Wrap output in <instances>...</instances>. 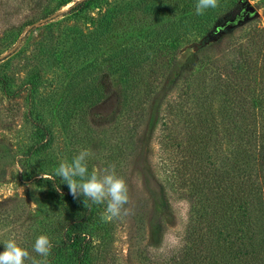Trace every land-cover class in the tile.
I'll return each mask as SVG.
<instances>
[{"label":"trees","instance_id":"trees-1","mask_svg":"<svg viewBox=\"0 0 264 264\" xmlns=\"http://www.w3.org/2000/svg\"><path fill=\"white\" fill-rule=\"evenodd\" d=\"M84 1L89 0L63 4L73 3L69 11H81L88 3ZM223 2L218 0L216 8L197 15V0H185L179 16L177 10L163 9L154 0H132L123 12L144 10L153 15L155 23H162L145 46L127 44L105 53L101 41L118 17L112 8L91 31L76 33L74 42L84 50L81 57L71 53L76 57L71 61L68 56L58 59V68L64 69L61 77L69 80L64 88L57 86L60 93L56 90L34 103L39 77L36 72L31 74L28 118L36 138L23 155L21 176L52 184L54 189L59 185L65 204L51 226L53 248L48 264H108L109 242L95 240L106 205L86 208L84 198H74L67 184L55 176L71 148L93 133L85 115L103 96L101 75L112 70L124 83L121 112L125 110L128 119L127 139L133 151H139L140 130L148 116L146 105L176 64L177 42L189 30L218 33L221 27L210 23L223 9ZM233 29L228 28L227 38L197 52L193 66L173 78L171 90L158 102L149 141L154 146L156 140L168 170L161 180L163 201L172 211L173 195L186 200L189 221L179 244L157 255L167 232L161 222L158 241L149 246L153 255L142 256L131 249L130 256L139 258V264H264V27H251L240 39ZM2 81L7 83L6 78ZM57 93L61 96L58 108ZM39 107L51 111L42 113L36 110ZM75 122L85 128L86 137L74 139L68 134ZM88 168L91 173L93 169Z\"/></svg>","mask_w":264,"mask_h":264},{"label":"rangeland","instance_id":"rangeland-1","mask_svg":"<svg viewBox=\"0 0 264 264\" xmlns=\"http://www.w3.org/2000/svg\"><path fill=\"white\" fill-rule=\"evenodd\" d=\"M64 1L0 0V251L4 250L5 240L14 238L36 259L43 258L33 251L35 239L41 234L50 238L54 218L64 210L65 204L52 184L28 181L21 176L23 155L36 138L28 118L32 99L27 97V83L32 80L31 74L36 72L39 77L35 82L37 92L34 103L43 95L56 93V90L60 93L57 86L64 88L69 80L61 77L64 69L58 68V59L68 56L67 61H71L75 57L71 53L81 57L84 50H80L79 44L74 42L76 33L91 31L98 18L108 9L116 8L115 16L118 17L112 30L101 41L105 45L101 46L105 53L127 44L145 46L153 39L154 31L162 25L155 23L153 15L144 10L129 9L123 12L130 8V5H125L132 0L84 1L88 3L83 5L81 11H69L73 3L63 4ZM184 1L154 0L157 6L169 11L177 10L178 13ZM223 1V9L214 16L211 26H225L248 1L258 10L257 16L235 26L232 32L240 39L251 27H264V0ZM233 1L237 3L236 6ZM225 5L227 8H224ZM182 14L181 10L179 16ZM204 20L205 17H201V21ZM190 31L177 42L179 54L176 64L157 88L153 101L146 105L148 116L140 130L139 151L134 152L132 141L127 139L128 119L125 110L121 112L124 83L110 70V74H102L99 79L103 96L85 115L93 133L88 134L90 138L86 139L87 142L84 140L76 148H71L66 157L70 161L80 150L89 149L94 154L88 159L92 169L99 171L115 165L116 174L127 184L130 200L125 207L130 208L131 213L111 220L101 219L102 222L95 228V240L109 242L108 264H139V258L130 256L131 249L140 251L142 256L153 255V249L149 246L158 241L160 225L164 222L167 232L158 255L164 249L179 244L188 224L190 205L186 200L173 195L172 211L167 210L163 201L161 180L168 175V170L163 164L162 151L158 150L156 140L154 146L149 141L154 113L160 98L171 90L173 78L182 69L193 66V56L204 47L230 35L227 27L218 33L215 30L209 33ZM100 63L107 66L104 61ZM3 78L7 79V83L2 81ZM59 81L61 84H58ZM59 93L54 95L57 108V102L61 100ZM42 108L36 110L42 113L51 111ZM68 134L74 139L87 135L79 122H75ZM25 264H30V261Z\"/></svg>","mask_w":264,"mask_h":264},{"label":"clouds","instance_id":"clouds-1","mask_svg":"<svg viewBox=\"0 0 264 264\" xmlns=\"http://www.w3.org/2000/svg\"><path fill=\"white\" fill-rule=\"evenodd\" d=\"M218 6V0H197L195 11L197 15ZM94 154L89 149H82L71 159L62 160L55 169V176L60 177L67 184L70 193L76 199L81 196L86 208L90 204L106 205L101 214L102 219H114L127 216L131 213L129 204V193L125 180L118 176L115 165H109L102 170L93 168L91 173L88 168V159ZM56 190L60 191L59 185ZM90 202V203H89ZM4 250L0 251V264H48L53 244L46 234L39 235L34 242L33 251L43 259L30 256L27 249L22 247L16 239L10 238L3 242Z\"/></svg>","mask_w":264,"mask_h":264},{"label":"water","instance_id":"water-1","mask_svg":"<svg viewBox=\"0 0 264 264\" xmlns=\"http://www.w3.org/2000/svg\"><path fill=\"white\" fill-rule=\"evenodd\" d=\"M240 10L241 11L239 12V14L229 23L225 24V26L221 27L220 30L225 27L234 28L242 22L251 20L258 14V10H256V7L248 1L244 2L243 7Z\"/></svg>","mask_w":264,"mask_h":264}]
</instances>
